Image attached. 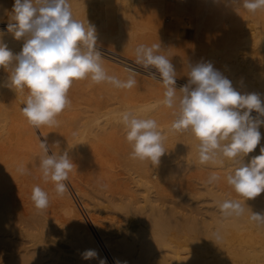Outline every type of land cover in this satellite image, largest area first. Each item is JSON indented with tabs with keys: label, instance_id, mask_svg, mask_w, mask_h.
I'll return each mask as SVG.
<instances>
[{
	"label": "bare ground",
	"instance_id": "6f19581e",
	"mask_svg": "<svg viewBox=\"0 0 264 264\" xmlns=\"http://www.w3.org/2000/svg\"><path fill=\"white\" fill-rule=\"evenodd\" d=\"M162 2L164 4V0H157V2L69 0L74 17L85 24L88 21L94 25L97 37L101 36V39L105 40V42L97 41V44L113 49L121 54V57L123 55L127 58L128 53L132 49L135 50L137 41L151 39L155 37V34L161 35L163 41L166 38L171 39L172 45L170 40L169 45L173 47L178 44L176 40L178 34H171L172 36L169 34L168 37L164 34L166 26L159 13L160 7L164 6ZM209 2L211 10L216 12L214 0ZM235 3L239 8H231L222 21L217 15L212 16L214 17L212 21L201 24L200 27L204 25L208 27L207 40H204L206 45L202 48V62H210L214 69L219 70L232 81L237 91L242 94L257 93L264 101V56L262 54L264 52V9L253 13L243 8V0L239 2L235 0ZM13 4L14 0H0V19H3L5 15L10 16ZM165 8L168 9L167 5ZM174 10L173 12H176ZM161 12L164 14L163 10ZM2 38L9 48L21 41L15 40L12 34L7 32H4ZM101 49L104 50V47ZM21 50L22 48H17L12 52L18 54ZM165 54H168L166 56L169 57L175 70L180 69L181 66L178 59L187 62L194 59V56H189V59L188 55L185 57L179 53L174 57L167 52ZM198 61L199 59L197 63ZM121 62L122 64L103 56L101 60L106 72L114 70L117 73L124 72L137 77L147 76L140 66L125 60ZM237 72L240 74L236 75ZM7 75L6 70L0 69V140L4 138L10 141L9 124L12 111L9 110L10 105L4 98L6 93L14 89L7 87ZM115 77L121 80V76ZM18 92L20 97L16 103L22 104L23 107L28 92L27 90ZM133 100L130 96L121 94L115 97L112 103L102 102L100 105L97 103L98 105L96 104L97 106L92 109L84 108L80 119L76 114L74 115L78 121L70 123L75 124L71 128L69 141L63 144L66 147L74 145L78 147L99 136L103 135V138L105 136L104 141L118 152L120 158H130L134 161L135 181L143 187L142 195L136 197L132 193H118L105 195L103 198L105 192L102 191L101 196H98L97 192V196L93 198V200L97 199L93 202L94 206L101 211L104 208H111L108 210L110 212L117 210L116 214L108 212L112 215L107 216L112 229L103 231L107 226L102 227V218H99L101 213L92 212L93 204L91 207L89 205L91 201L83 209L80 205H76L79 201L78 194L75 192L77 189L67 187V192L62 196L54 194L55 189H53L50 196L51 204L49 203L45 210H37L34 205L28 204V200L25 204L29 207L21 204L15 196L17 192L14 188H17L15 186L23 174L13 175L9 183L6 177L5 180L0 178V264H100L101 260H104L105 264H264V225L250 219L251 212L264 214V193L248 200L246 204L244 199L226 182L227 175L232 171L230 162L225 161L223 165L201 164L197 151L199 141L197 139L193 141V136L192 141L179 139L180 133L183 137L190 138L191 131H173L171 125L176 117L170 120L167 119V115H157L162 112V109L157 110V108L164 105L161 102L163 100L143 103ZM157 102L161 103L157 105ZM126 111H131L140 118L155 119L159 129L164 131L165 142H167L163 145L164 149L168 151L172 146L175 148H172L175 150L173 156L164 155L159 165H153L150 161L133 159L130 143L125 145L121 141H113L108 131L111 128H124L121 116ZM28 127L25 129L26 133L22 131L20 137L19 135L15 137L14 143H20L23 138L32 134L34 128L31 125ZM56 128L57 124L50 127L52 131H57ZM259 129L264 138V125H261ZM124 133L126 136V132ZM53 152L55 151L48 152V155H52ZM257 152L259 151H253L251 155L256 156ZM250 159L244 158L245 162ZM3 168L9 169L11 172L8 171L9 176H12L13 166L9 164ZM208 170L218 172L215 173L218 179L211 184L208 183L211 176L207 173ZM26 177L29 179V176ZM30 179L33 180L31 175ZM31 182L33 184V181ZM84 189L87 188L84 187ZM90 194L92 196V193ZM205 196L211 197L212 202L215 203V210L212 208L213 211H208L207 207L204 209L199 205ZM225 200L239 201L245 208L244 214L239 217L224 216L219 205ZM115 216H121L122 220H117ZM84 218H89V221ZM105 234L108 236L104 237ZM87 250H94L97 256L84 259L82 253ZM44 258H50V260L43 262Z\"/></svg>",
	"mask_w": 264,
	"mask_h": 264
},
{
	"label": "clouds",
	"instance_id": "9594fccd",
	"mask_svg": "<svg viewBox=\"0 0 264 264\" xmlns=\"http://www.w3.org/2000/svg\"><path fill=\"white\" fill-rule=\"evenodd\" d=\"M242 6L254 13L264 9V0H243ZM6 32L24 43L22 50L14 54L0 31V69L8 73L7 87L27 90L21 111L37 129L57 124L59 114L71 104L68 93L74 81L90 79L96 84L107 82L122 89H131L136 84L134 75L120 80L105 71L95 26L76 19L69 0H14ZM135 52L137 64L155 69L152 76L165 89L163 104L176 109L172 130L191 131L199 141V162L214 165L230 162L232 171L226 182L246 204L264 193V147H260V155L248 162L244 160L261 141L259 128L264 125V101L260 95L237 91L232 81L210 62L191 66L188 82L178 90L176 70L169 57L161 54L160 43L141 44ZM121 121L132 147L131 157L159 165L166 152L165 137L157 121L140 118L131 111L124 112ZM40 147L44 151L39 160L43 179L50 180L56 194L62 196L67 192L65 181L74 163L67 151L48 155L46 141H40ZM54 147H59V141ZM217 179L213 174L208 183ZM31 200L37 210H45L50 203L48 193L39 186L33 187ZM219 208L224 216L239 217L245 212L237 200H225ZM250 219L264 225L262 213L251 212ZM96 256L94 250L82 253L84 259Z\"/></svg>",
	"mask_w": 264,
	"mask_h": 264
},
{
	"label": "rangeland",
	"instance_id": "374dc122",
	"mask_svg": "<svg viewBox=\"0 0 264 264\" xmlns=\"http://www.w3.org/2000/svg\"><path fill=\"white\" fill-rule=\"evenodd\" d=\"M149 1L150 2H157V0H149ZM213 3H214V5H216V8H217L216 12L211 10L209 0H206V1L205 0H181V2H180V0H175V1L174 0H164V4H163V2L161 3L164 6L160 7L161 9L159 11V13H161L162 18L164 20V23L166 26L165 28H167V29L164 28V34L166 37L170 36L171 34H178V38L176 39L178 44H176L174 47L171 46L172 45L171 39L166 38L163 41L162 36L159 34H155V37H153L151 39L139 40L135 43L136 48L141 44L151 46L152 44L160 43L161 44V54H165L167 52V53H169V55H173V57L175 55L177 56V53L183 54V56H185V57H187V55H188V57L194 56V59H191L188 62L186 60L184 61V60L178 59V62L181 63V66H180L181 70L180 69L176 70V73L178 72V74H182V73L183 74L182 75L177 74V76H176V87L177 88H180L181 86L185 85L188 82L189 77L187 75L188 72H186V71L190 70L191 65L193 64V66H194L195 64H197L198 59H199L198 63L200 61L202 62V58H201V55L203 54L202 48H204V45H206L205 44L206 41H204V40H207L206 35L208 36V31H207L208 27H205V25H204V26H202L203 27L202 28V27H200L201 24L202 23L206 24V23L212 21V19L214 18L212 16H217V15L221 18V21H222L231 8H234V9L239 8L238 4L235 3V0H214ZM166 5H167L168 9L165 8ZM173 5L175 8L173 7ZM162 8H165V9H162ZM173 8L176 10V12H173V10H174ZM162 10H163V13L165 15L162 14V12H161ZM166 10L167 11L170 10V12H167ZM8 20H9V15H5V16H3V19H0V31L6 32V25L8 23ZM167 21H169L168 24H166ZM170 24H171V26H170ZM168 27H169V29H168ZM203 29H205V31H207V32L204 33L205 31ZM201 30H203L204 32ZM202 32L205 35L202 34ZM162 35H163V33H162ZM169 40L171 41V45H169L170 44ZM179 40H181V41H179ZM97 41L105 42V40L101 39V36L97 37ZM167 42H168V44H167ZM23 43H24V40L22 39L20 42H18L13 47H10L9 49L11 51H13V50H16L17 48H22ZM164 43H166L167 45ZM101 46L104 47V50L101 49L102 48ZM166 46H167V48H165ZM97 48L99 50H101L102 56L107 58V59H110V60L118 62V63L120 62L121 64H122L121 60L122 61L125 60V61L130 62L131 64H136L137 66H140L142 69H144L143 73L146 74L147 76H142V75L138 76V77L134 76L136 79V84L131 89L117 88V87H115L112 84L107 83V82H102V83L96 84V83H93L90 79L74 81L70 90H69V93H68L71 104L57 117V128H58V129L56 128L57 131H52L53 129H50V127H48V126H41L40 130H36L37 128H35L31 125L35 131L33 130L32 134L27 135L28 137L26 136L25 138H23L22 139L23 141H21L20 143H14L15 137L18 135H19L18 137H20L22 134V131L24 133H26L25 129L29 128L28 126H30V125H29L28 120L22 114V111H21L22 104L16 103L19 100L20 96L18 97V95L20 93L18 91H15V90L10 91L9 93H6L5 97L7 99L4 98V100L7 103H9V105H10L9 110L12 111L11 117H10V124H9V129L11 130L10 131L11 140L6 141V139H4V138H2L3 140H0V178H1V180H5L7 178L6 181H7V183H9L10 180L13 178V175L23 174L21 176V179L18 180V183L15 186L17 188H14L15 192H17V193H15L16 198L23 205L25 204V202H27V200L29 202V203L27 202L29 205H34L33 201L31 200V194H32L31 192H32L35 184H36V186L41 187L43 190L45 189L44 191L47 190V193L49 195V201L51 202L52 199L50 196H51L52 190L54 189V184L50 180L48 182H45V180L42 179L43 175H42L41 169L39 168V160L44 155V151L40 147V141H46L47 142V146H49L48 152L54 150L55 152H59L62 154L64 151H67L75 166L73 167L72 171L69 173L70 175H69V178L67 180L68 182L66 181L65 183H66L67 187H69L71 189H75V190L77 189L75 192H76V194H78L79 199H77V200H79V201H77L78 203L76 205L77 206L80 205L81 209H83L91 201L89 205L91 207V204H93L92 205V208H93L92 212H95L96 214L101 213V216H99V218L100 217L102 218L101 219V222L103 223L102 227L107 226L104 228L103 231H108L112 228L109 226L111 222L108 221L107 216L108 217L112 216L110 213H112L113 211H111V212L108 211L111 208L110 209L104 208L103 209L104 211L102 210L103 211L102 212L97 206H94L93 202L97 199L93 200V198H95L97 196L96 195L97 192H98L97 193L98 196H101L105 192L104 196H102L103 198H105V195H107V196H110L112 194L117 195L118 193L119 194L120 193H132L134 196L140 197V195H142L141 191H142L143 187L141 185H139L137 183V181H135V179H136V175H135L136 174L135 173L136 172V170H135L136 166L133 165L134 161L132 159L125 158L126 159L125 160V159L120 158L121 156L118 154V152L114 151L112 149V147L107 143V141H104L105 136L103 138L102 137L103 135L99 136L96 139H92V140L86 142L83 146L77 147L74 145L72 147L67 146L68 147L67 148L63 143H66L69 141L70 133H72L71 128L75 124V123H73V124H70V123H72L73 121L77 122L78 121L77 117H79V119H80V117L83 116L84 108L85 109H92L93 107L97 106L98 104L99 105L102 104V102H106L105 104L112 103L115 101V97H117L121 94H125L128 97L130 96L131 99H134L135 102H138V103H139V101H140V103L156 102L158 100L164 99L163 94H164L165 89H164V87H162V84L158 78H153L152 73L155 72V69H145L140 64L136 63V61H135L136 60V52H134L136 50V48H135V50L132 49L130 51V53H128V56H129L128 58L124 57L123 55L121 57V54L117 53V51L110 49V48H105V46H103L101 44H97ZM194 52L197 55L196 54L194 55ZM262 54L264 56V52ZM165 55H168V54H165ZM197 56H199V57H197ZM190 57H189V59H190ZM185 65H186L185 68L187 70L184 68ZM183 68L185 69V71H183L184 70ZM112 71L114 72V70H111L110 72L107 71V73L109 72L108 74L112 75V76H118L119 75V76H121V80H126L128 78L129 74L127 75V73L125 74L124 72H118L119 73L118 74L117 72L113 73ZM180 71H182V72H180ZM116 73H117V75H116ZM237 73H236V75L240 74V73H238V74ZM240 77H242V75ZM127 93H129V95ZM114 94H116V95H114ZM109 95H112L114 98L109 96ZM177 95H180V94H177ZM113 99H114V101H113ZM161 102H157V105ZM17 106H18V108H17ZM160 109H162V112L161 113L159 112L157 115L163 114V115H167V119L168 118L170 120L174 119V117H175L174 113L176 112L175 108H168L165 105H160V107H158L157 110H160ZM73 112H74V114H73ZM75 114L77 117L74 116ZM252 115L256 116L257 113L255 111H253ZM122 128H120V129L114 128L115 130L111 128L108 131L110 134H108V133L107 134L109 136L112 135L111 139L113 141H118V142L121 141L122 144L126 145V143H129V142L127 140H125L126 136H124V134H125L124 132H126V131L124 130L125 128H123V129ZM117 130H119L120 132ZM160 131L164 135V131H162V129H160ZM259 131H260V129H259ZM120 133L123 135H121ZM260 133H261L260 144L254 150L255 152L259 151L255 154L256 156L260 155V147H264V142H263L264 138L262 137V131H260ZM178 135H179L180 141H192V138L194 137L193 134L190 136V138L183 137L182 133H180ZM164 137H165V135H164ZM115 138H116V140H115ZM181 138H182V140H181ZM195 140H196V138L194 137L193 141H195ZM56 141H59V147L57 148L59 150H57L56 147H54V144ZM16 142H18V141H16ZM163 142H164L163 145L167 144V142H165V139ZM61 144L63 145L64 148L62 147ZM172 148H174V147L172 146ZM172 148H171V150H172ZM174 149L172 151L169 149H168V151L165 150V152L167 151L165 155H172L173 156V154L175 153ZM246 157L252 158V157H254V155H251V153H250ZM18 161H21L22 163L23 162L24 163L22 164L21 162H18ZM174 161H176V160H174ZM19 163H21V164H19ZM127 163H128V166H127ZM9 164L11 165V167L13 166V168H14L12 176L11 175L9 176V173H8V171L10 172L9 169L3 168ZM15 166H18V167H15ZM20 167H21V169H20ZM204 171L206 172V170H204ZM216 172H217L216 170H208L207 171V173H209V175H213ZM1 175L3 177H1ZM30 175L33 178V180L30 179ZM32 175H34L36 177H34ZM26 176H29V179L31 181H33V184L28 179V177H26ZM72 176H73V178H72ZM89 178H90V180H89ZM27 180H28V182H27ZM70 182H71V184H70ZM28 185L32 188V190H29L31 188ZM27 186H28V188H27ZM74 186H75V188H74ZM84 187L87 189L83 190ZM138 189H140V190H138ZM19 190H21V191H19ZM102 191H103V193H102ZM106 191H107V193H106ZM53 192H54V194L56 193L55 190H53ZM83 192H84V196H83ZM99 192H100V194H99ZM26 193H27V195L25 196ZM81 193H82V195H81ZM90 193H92L93 197L91 196ZM88 195H89V197L90 196L91 197L89 198ZM28 197H29V199H27ZM82 199L85 200V204H84V200H82ZM200 202L201 203H199V205L202 206L204 209H206V207H207L208 211H213V209L214 210L216 209L215 203L212 202V199L209 196H205L204 200H201ZM79 203H81V204H79ZM82 203H83V205H82ZM28 204H25L24 206L27 205V207H29ZM96 207H97V209H96ZM97 210H99L100 212ZM114 211L115 212H113L112 214L117 213L116 212L117 210L114 209ZM108 212H110V213H108ZM79 217H81V216H79ZM116 219L122 220L121 216L116 217ZM84 220L89 221V218H84ZM102 223H101V225H102ZM107 236H108L107 234L104 235V237H107ZM47 260L49 261L50 258H46V259L44 258L43 262H46Z\"/></svg>",
	"mask_w": 264,
	"mask_h": 264
}]
</instances>
